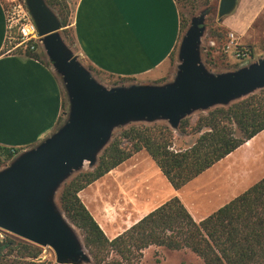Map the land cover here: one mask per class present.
<instances>
[{"label": "water", "instance_id": "obj_1", "mask_svg": "<svg viewBox=\"0 0 264 264\" xmlns=\"http://www.w3.org/2000/svg\"><path fill=\"white\" fill-rule=\"evenodd\" d=\"M238 1L212 2L191 15L168 78L107 84L70 46L46 0H25L42 52L62 85L66 108L54 131L0 166V229L53 249L56 263L95 264L60 195L87 162L90 170L98 165L115 130L161 122L179 131L195 112L228 108L264 89V56L226 69L212 68L206 59L208 16L216 14L222 22Z\"/></svg>", "mask_w": 264, "mask_h": 264}, {"label": "trees", "instance_id": "obj_2", "mask_svg": "<svg viewBox=\"0 0 264 264\" xmlns=\"http://www.w3.org/2000/svg\"><path fill=\"white\" fill-rule=\"evenodd\" d=\"M176 1L184 29L187 22L181 5L187 3L195 9L211 0ZM46 2L66 26L67 19L62 14L68 0ZM227 32L218 25L211 29L210 38L220 41ZM21 53L49 64L41 51L29 48ZM263 130L264 89L228 108L217 107L199 115L194 125L190 118L184 119L181 133L199 134L186 148H174L175 133L167 125L131 126L114 136L93 170L79 173L64 186L61 205L82 230L95 264H139L151 246L188 249L205 264H264V176L201 220L193 216L178 196H173L114 238L107 236L79 196L82 189L143 149L170 184L179 189ZM125 140L130 146L123 145ZM18 150L0 144V166ZM43 251L38 244L7 232L0 235V264H60L42 259Z\"/></svg>", "mask_w": 264, "mask_h": 264}, {"label": "crops", "instance_id": "obj_3", "mask_svg": "<svg viewBox=\"0 0 264 264\" xmlns=\"http://www.w3.org/2000/svg\"><path fill=\"white\" fill-rule=\"evenodd\" d=\"M263 12L264 0H239L236 10L218 24L235 31L245 46L252 45L257 38L253 27ZM64 27L72 30L70 46L94 70L141 81L166 75L183 31L176 0H73L70 22ZM65 108V94L51 66L13 49L7 9L0 0V144L19 149L37 144L62 122ZM262 132L242 147H251ZM99 182L82 189L79 196L105 230L103 224L110 227L106 214L91 199L92 192L99 194ZM121 232L105 230L110 238Z\"/></svg>", "mask_w": 264, "mask_h": 264}, {"label": "rangeland", "instance_id": "obj_4", "mask_svg": "<svg viewBox=\"0 0 264 264\" xmlns=\"http://www.w3.org/2000/svg\"><path fill=\"white\" fill-rule=\"evenodd\" d=\"M7 10L12 5L26 6L25 0H2ZM219 2V0H211L209 3ZM68 7L63 12V18L70 22L73 0H68ZM208 3V4H209ZM207 4H202L195 9L190 4H182L183 16L186 20V26L190 21L191 15L198 12L200 8ZM59 10V9H57ZM218 19L216 14L208 16L207 25L209 26L208 34L205 39L206 43V59L212 68L226 69L237 67L240 64L259 59L264 56V12L259 18L258 26L253 27L256 31L255 44L246 45L251 53V57L244 61H237L230 53L224 54L221 49L209 50L207 47L210 38L211 29L217 27ZM62 32L65 39L72 42V30L63 27ZM221 39L218 43H221ZM14 42V40H12ZM242 41V40H241ZM243 42V41H242ZM19 52H23L22 48H18ZM38 51L42 52L39 46ZM43 53V52H42ZM43 58L47 61L46 56ZM174 66L172 61L170 68L164 77L153 81H161L171 75ZM98 77L107 84L126 81L130 79H115L107 77L96 71ZM136 80V79H135ZM141 81V80H139ZM151 81V80H149ZM263 90V89H262ZM260 91L256 92L259 93ZM206 112H195L189 118L193 125L197 121L199 115ZM165 125L164 123L155 124H132L127 128L135 125ZM125 128H118L114 132V136ZM174 148H186L193 144L199 134H182L181 131H175ZM123 145L128 147L130 143L123 141ZM90 170L89 162H87L82 171ZM264 176V131L257 137L251 147L241 146L235 154L225 157L211 168L194 178L179 189H175L161 172L155 161L149 153L143 149L136 152L132 157L124 161L122 164L112 169L100 179L97 186L98 196L92 192L91 199L96 208H100L105 212V217L110 225L117 233L131 226L142 215L151 211L160 203L179 196L184 204L196 219L207 216L239 195L252 184L257 182ZM104 229L108 231L107 224H103ZM104 230V231H105ZM6 231L0 229V235L3 236ZM8 233V232H7ZM82 234V230H80ZM10 234V233H9ZM44 251L41 258L44 260L55 261V253L49 247H43ZM139 264H205L204 261L196 254L188 249L169 250L164 247L151 246L144 252V257Z\"/></svg>", "mask_w": 264, "mask_h": 264}, {"label": "built area", "instance_id": "obj_5", "mask_svg": "<svg viewBox=\"0 0 264 264\" xmlns=\"http://www.w3.org/2000/svg\"><path fill=\"white\" fill-rule=\"evenodd\" d=\"M8 21V39L10 40L13 49L22 48L23 52L27 49L38 50L39 34L37 26L27 8L22 5H12L7 10ZM14 40V42L12 41ZM207 47L209 50L221 49L224 54L232 53L235 59L239 62L249 59L251 53L249 49L241 41L240 36L235 31H228L221 46L217 39L209 38ZM229 63V59H228Z\"/></svg>", "mask_w": 264, "mask_h": 264}]
</instances>
